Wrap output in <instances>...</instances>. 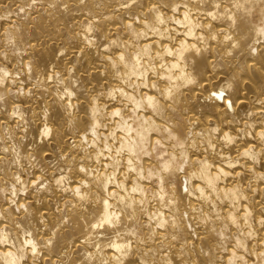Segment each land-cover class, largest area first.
Returning <instances> with one entry per match:
<instances>
[{"label": "bare ground", "instance_id": "bare-ground-1", "mask_svg": "<svg viewBox=\"0 0 264 264\" xmlns=\"http://www.w3.org/2000/svg\"><path fill=\"white\" fill-rule=\"evenodd\" d=\"M0 264H264V0H0Z\"/></svg>", "mask_w": 264, "mask_h": 264}, {"label": "rangeland", "instance_id": "rangeland-1", "mask_svg": "<svg viewBox=\"0 0 264 264\" xmlns=\"http://www.w3.org/2000/svg\"><path fill=\"white\" fill-rule=\"evenodd\" d=\"M212 93H214V91ZM181 179H182V182H183V191L186 192V190H187L186 181L184 180L183 176H182Z\"/></svg>", "mask_w": 264, "mask_h": 264}]
</instances>
